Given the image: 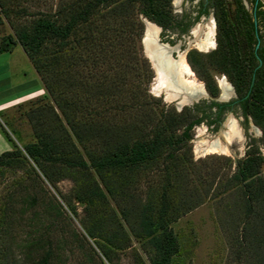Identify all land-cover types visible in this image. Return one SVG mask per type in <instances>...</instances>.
<instances>
[{"label":"trees","instance_id":"16d2710c","mask_svg":"<svg viewBox=\"0 0 264 264\" xmlns=\"http://www.w3.org/2000/svg\"><path fill=\"white\" fill-rule=\"evenodd\" d=\"M246 1L248 6L244 0H212L215 45L189 48L185 59L212 97L219 91L214 72L225 75L264 144V0ZM0 15L12 27L0 36V52L19 44L47 99L29 109L35 140L0 151V174L35 166L53 186L69 178L73 199L65 198L66 206L76 214L72 199L84 210L82 232L69 233L91 240L82 252L90 264L94 258L119 264L117 252L129 246V234L141 242L148 261L132 247L133 264H171L179 242L170 223L200 202L199 184L188 175L191 128L209 115L210 105L221 104L213 100L203 108L176 110L147 91L151 68L138 58L141 16L161 33L175 29L179 18L171 0H56L34 8L0 0ZM263 165L264 155L250 143L219 188L241 195L242 223L231 241L232 259L239 264H264ZM46 210L49 230L34 210L32 228L19 241L13 236L7 241L13 211L1 205L0 264H66L65 251L74 245L53 226L61 206ZM10 242L20 256L11 253Z\"/></svg>","mask_w":264,"mask_h":264},{"label":"rangeland","instance_id":"374dc122","mask_svg":"<svg viewBox=\"0 0 264 264\" xmlns=\"http://www.w3.org/2000/svg\"><path fill=\"white\" fill-rule=\"evenodd\" d=\"M172 1L174 9L177 10L182 9L183 5L185 6L186 4L184 0ZM51 2L55 3L56 0H17V5H25L30 8L37 6L47 7ZM244 2L248 6L247 1L244 0ZM141 18L145 17L141 16ZM200 22L202 23L201 20ZM206 22L207 21L204 22V25ZM146 30L147 27L143 21V31L139 40L140 54L138 58H144L151 68V76L145 85L147 91L156 96L159 99V104H163L165 107L173 106L178 110L183 105L197 104L198 108H203L207 101L203 96H199L194 101L183 102V104L178 107L173 99H167L164 92H158L155 89L157 84L156 71L149 55L145 52V44L143 45L142 43V39L146 37ZM8 32H12V27L8 20L0 15V36ZM143 32H145V35ZM143 36L144 38H142ZM170 38L172 40L171 42L168 41ZM157 39L161 43H166L171 46L178 45L176 48L177 50H174L172 53L174 59L179 58V54L181 53L184 55L185 49L192 47L197 49L193 42L195 36L167 35L161 33L159 28ZM20 49V45L15 44L11 52H0L1 90L8 87L11 82L17 85L21 82V84H25L27 88H31L38 83L39 75L35 71L26 53L24 52L25 55L22 54ZM213 75L219 86L218 94L220 93L222 97V89L220 90V88H222V80L224 79V81L229 84L230 82L222 73L214 72ZM193 77L195 81L204 88L203 81L199 79L194 72ZM144 84L145 82L143 81V85ZM14 89L15 85L12 89L7 90V92ZM43 93L44 89L36 95L35 93L29 94L28 96L26 95L23 98L14 100V102H9L10 104L6 107H4L5 105H0V151L10 148L13 143L22 149L24 143L35 140L33 126L30 123L28 114L30 108L41 105L47 100L42 97ZM239 117H241L239 114L226 112L216 129L210 130L203 121L198 122L191 128V137L188 139L186 153L190 159L188 175L191 183L199 184L197 185V195L200 202L170 223L179 242L178 253L172 256L171 264H239L232 259L231 249H233V246L231 241L232 237L238 233L239 226H241L242 223V211L239 204L241 195L235 189H229L227 192H219V188L220 184L227 180L228 175L234 168V163L236 161L233 160V157L235 160L241 158L247 148V143L251 142L257 145L259 151L264 155V144L261 141V129L258 125H255L250 118H247L245 131H241L240 137H233L230 139L228 142V151L207 152L204 154L197 153L196 151L198 142L204 138L210 141L215 138H220L219 140L225 143L226 139L224 133L229 131L227 122L233 119L237 127L241 130L239 127L241 126ZM3 129L8 133L10 139L6 137ZM33 167L34 169H30L28 166L26 168H5L0 174V207L2 204L6 207H10V210L13 211L12 217L15 224L9 229L10 232L6 237L8 240H6L10 241L11 236H13L12 241H19V237L23 236L24 232L28 231L29 228H32L33 224L31 225V223L35 220L34 216L36 215V213L33 214L34 210L40 214V218L44 222L42 226L44 229L48 222L44 214L47 212L46 206L57 204L59 207L61 206L62 214L56 218V223L53 225L55 227L54 233L64 234L67 238V243L74 245L72 251H65L66 264H90V262L86 261L83 253L89 250L88 242L90 245L93 244L91 240L89 239L88 242H86L81 239L80 236H76V238L73 239L70 237L69 233V230L73 229L77 230V232H82L79 218L84 215L83 205L72 200V181L67 177H62L57 179L53 186L42 177L37 167ZM31 196L35 198L33 204L29 202V197ZM65 198H72L71 202L75 206L76 214H72L68 210L64 200ZM49 212L52 213V209H50ZM66 216L70 219L68 220ZM46 229L49 230L48 228ZM128 242L130 243L128 247L117 252L119 255V264H133L132 247L135 248L148 263L145 252L141 248V242L131 234H129ZM10 244L11 253L15 256H20L22 254L20 249L15 247L13 242H10ZM78 244L84 245L82 248H79L77 247ZM94 261L95 264H100L96 258H94ZM103 264L108 263L104 262Z\"/></svg>","mask_w":264,"mask_h":264},{"label":"bare ground","instance_id":"6f19581e","mask_svg":"<svg viewBox=\"0 0 264 264\" xmlns=\"http://www.w3.org/2000/svg\"><path fill=\"white\" fill-rule=\"evenodd\" d=\"M145 25L147 30L146 37L143 39V44H145V52L149 55L156 71L157 84L155 89L158 92H164L167 99L179 98L181 103L203 95L204 88L195 81L193 71L185 60L183 53L179 54V58L177 59L171 58L170 51L176 49L177 45L171 46L166 43H161L157 39L159 26L155 23L147 20ZM213 25V22H210L207 24L205 35L195 37L194 46L204 50L214 46ZM221 87L223 98L228 97L232 93V87L229 83L225 82L224 79L221 82ZM227 127H229V131L224 133L226 139L225 143H222L219 140L220 138H215L211 141L204 138L200 140L196 146L197 153L204 154L207 152L228 151V142L230 139L233 137H240L241 132L233 119L227 122Z\"/></svg>","mask_w":264,"mask_h":264},{"label":"flooded vegetation","instance_id":"af4514ba","mask_svg":"<svg viewBox=\"0 0 264 264\" xmlns=\"http://www.w3.org/2000/svg\"><path fill=\"white\" fill-rule=\"evenodd\" d=\"M184 1L186 2V4H185L186 7L183 5L182 9L177 10V9H174V4H173V1L171 0L172 10L177 15V17L179 18L178 27H176L173 30L167 29L164 31V33L167 35L172 34V35H179V36H183V35H191V36H195V37L196 36H204L206 29H207V24H209L210 22H213L214 32H215V22H214V17H213L212 0H184ZM200 20L202 21V23L200 22ZM205 21H207V22L204 25ZM199 26L201 29L199 28ZM160 30H161V28H160ZM194 40H193V42L195 44ZM214 45H215V39H214ZM213 47H210L209 49H211ZM197 49L201 50V51L208 50V49L202 50L199 48H197ZM174 50H177V49H174ZM174 50L171 51V53H170L172 59H174L172 57V53L174 52ZM186 51H187V49L185 50V52ZM184 58H185V54H184ZM218 88H219V86H218ZM232 88H233V86H232ZM221 89L222 88H220V90ZM231 94H233V95H231ZM231 94L224 99H215V97L217 95L215 97H212L209 94L208 95L212 98H205L207 100L205 104L210 103L213 100L221 103L218 105H210L208 108L209 115L204 117L201 120V121L205 122L206 127H208L210 130L216 129V127L220 124V121H221L223 115L226 112H229V113L239 114L241 116V117H239L240 124H241V126H239L241 128L240 132L245 131L246 120H247V118L251 119V117L249 114H243V112H242V110L238 104L234 89H233ZM251 121L253 122L252 119H251ZM250 143H247V146Z\"/></svg>","mask_w":264,"mask_h":264},{"label":"crops","instance_id":"0c3cea01","mask_svg":"<svg viewBox=\"0 0 264 264\" xmlns=\"http://www.w3.org/2000/svg\"><path fill=\"white\" fill-rule=\"evenodd\" d=\"M20 48H21L20 50H21L22 54L25 55L23 48L21 46H20ZM13 49H14V47L11 50H8V52H11ZM1 52H3V51H1ZM14 85H15V89L7 92V90L12 89V87ZM22 85H24V86H22ZM16 86H19V87H16ZM42 91H43V87L40 83L39 78H38V83H36V85L31 87V88H27L26 85L21 84V82L18 85L14 82H11L8 87L3 88L2 90L0 88V105H5L4 107H6L8 104H10L9 102H14V100H16L18 98H23L26 95L28 96L29 94L35 93V95H36ZM4 107H2V108H4Z\"/></svg>","mask_w":264,"mask_h":264},{"label":"water","instance_id":"95a60500","mask_svg":"<svg viewBox=\"0 0 264 264\" xmlns=\"http://www.w3.org/2000/svg\"><path fill=\"white\" fill-rule=\"evenodd\" d=\"M142 20L144 21V24L146 23V21H147V19L146 18H142ZM159 28H160V26H159ZM142 43H143V39H142ZM144 45V44H143ZM178 46V45H177ZM186 50V49H185ZM185 50H184V52H185ZM171 52V51H170ZM231 85V84H230ZM231 87H232V85H231ZM232 91H233V88H232ZM201 96H203L204 98H212V97H210L209 95H208V93L205 91V89H204V94L203 95H201ZM199 97V96H198ZM198 97H195V98H193V99H190L189 101H194L195 99H197ZM215 99H223L222 97H221V95H220V93L215 97ZM174 101H175V103H176V105L178 106V107H180L183 103H181V101L179 100V98L177 99V98H174L173 99ZM233 159H234V161H235V158L233 157Z\"/></svg>","mask_w":264,"mask_h":264}]
</instances>
